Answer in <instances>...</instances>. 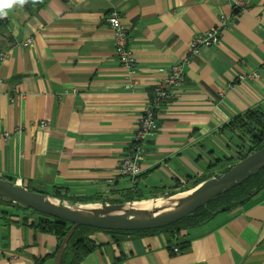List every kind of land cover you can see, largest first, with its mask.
Returning a JSON list of instances; mask_svg holds the SVG:
<instances>
[{"label":"crops","instance_id":"obj_1","mask_svg":"<svg viewBox=\"0 0 264 264\" xmlns=\"http://www.w3.org/2000/svg\"><path fill=\"white\" fill-rule=\"evenodd\" d=\"M34 4L1 18L0 176L18 186L105 204L127 193L169 196L230 166L215 155L234 148L220 134L225 125L254 109L264 116V0ZM112 11L135 58L131 83L114 55L105 20ZM213 29L219 42L190 54V39ZM184 59L183 86L158 107L159 129L142 141L141 175L118 178L149 91ZM7 207H0V264H53L55 237L33 227L37 216ZM218 216L172 239L84 231L94 249L76 264H264V185Z\"/></svg>","mask_w":264,"mask_h":264},{"label":"water","instance_id":"obj_2","mask_svg":"<svg viewBox=\"0 0 264 264\" xmlns=\"http://www.w3.org/2000/svg\"><path fill=\"white\" fill-rule=\"evenodd\" d=\"M264 169V146L235 162L228 170L214 173L201 182L178 193L119 203H72L61 197L29 190L0 176V202L12 208L32 211L69 226L54 256L53 264H61L66 246L80 227L99 231L137 232L168 227L207 206L220 194L241 185ZM264 185V184H263ZM256 190L235 202L237 207L253 198ZM213 214L214 215H217Z\"/></svg>","mask_w":264,"mask_h":264},{"label":"trees","instance_id":"obj_3","mask_svg":"<svg viewBox=\"0 0 264 264\" xmlns=\"http://www.w3.org/2000/svg\"><path fill=\"white\" fill-rule=\"evenodd\" d=\"M31 6L39 8V6H36V4L32 2V0H29L28 3H26L23 7L27 11H30ZM4 24L5 22L0 18V34L2 29L4 28ZM220 131H221L220 134L224 135L229 145L236 149L235 150L236 155L234 159L233 157H229V158H225L224 160L227 162L232 161L231 165L245 158L251 152L264 146V116L256 109L247 111L241 117L233 119L227 125H225ZM236 140L238 141V143L234 142ZM229 167H227L224 171L228 170ZM203 179L205 178H201L200 180L195 181L194 185L201 182ZM263 184H264V169H262L256 176L250 177L248 180L244 181L241 185L236 186L235 188H233L232 190L226 193L220 194L211 202H209L206 207L198 209L191 216L184 218L168 227L157 230H147V231H137V232H123V231H100V232L108 234L114 238H119L121 236L124 237L130 236L133 234L150 235L156 233H163L166 234L170 239H172V235H174L179 230L193 228L200 224L209 222L211 219H213V217L216 216V215L213 216V214L216 213L219 214L225 212L229 213L234 209L241 207V205L237 207H231L230 204L232 202L244 198L248 194V192H250L252 189L258 191L263 186ZM61 192L62 191L60 190L53 191L51 195L58 196ZM61 198L72 203L91 202V200L88 199L84 200L81 198H72L70 196H64ZM122 199L123 200L120 201L119 200L111 201L110 203H119L123 201L140 199V196L127 193L126 195L122 196ZM22 211H27V210H22ZM28 212L33 213L34 216H37L38 218L36 220H33V227L44 234L53 235L59 245L61 240L65 236L66 232L69 230V226L60 221H54L44 215H40L32 211H28ZM4 216L6 215L0 213V218H3ZM25 221H27V219H25ZM84 231L97 232L99 230L90 229L86 227L78 228L73 233L71 239L69 240L66 246L61 264H76L79 260L80 255L85 256L93 251L94 245L90 243V241H88L85 237H83ZM70 253H71V258L68 259V255ZM54 256L55 254L52 257L54 258ZM32 264H47V258H33Z\"/></svg>","mask_w":264,"mask_h":264},{"label":"built area","instance_id":"obj_4","mask_svg":"<svg viewBox=\"0 0 264 264\" xmlns=\"http://www.w3.org/2000/svg\"><path fill=\"white\" fill-rule=\"evenodd\" d=\"M16 6L14 8H17ZM236 8H243L240 4H235ZM106 23L111 29L112 38L114 42V55L121 69L125 72L129 83L133 82V77L136 74L135 58L128 47V33L122 27L119 21V14L115 11L110 12L105 18ZM227 19L223 18V21L219 22L220 26L227 25ZM220 40L219 30L213 29L204 32L200 35L191 38L189 41V51L192 55H197L202 47H211L216 45ZM30 40L26 41V44H30ZM187 65V60H181L170 67L165 78L161 80L152 88L148 93V101L143 108V111L139 117L137 126L133 134L132 142L126 149L124 156L122 157L118 170V178L135 179L141 175L142 163L144 160V147L142 141L144 138L156 132L159 129V125L156 119V112L158 107L169 98L174 92L179 90L184 83V67ZM251 78V76H247ZM41 129L46 127L45 122H41ZM18 184V182H17ZM173 253H177L178 249L173 248Z\"/></svg>","mask_w":264,"mask_h":264},{"label":"clouds","instance_id":"obj_5","mask_svg":"<svg viewBox=\"0 0 264 264\" xmlns=\"http://www.w3.org/2000/svg\"><path fill=\"white\" fill-rule=\"evenodd\" d=\"M32 2L36 3L37 0H32ZM26 3H28V0H0V18L6 17L8 11L14 7L19 6L22 8Z\"/></svg>","mask_w":264,"mask_h":264},{"label":"rangeland","instance_id":"obj_6","mask_svg":"<svg viewBox=\"0 0 264 264\" xmlns=\"http://www.w3.org/2000/svg\"><path fill=\"white\" fill-rule=\"evenodd\" d=\"M235 143H238V141L236 140V141H234ZM236 149L235 148H233V150H232V153L231 154H227L226 155V153H225V155H226V157H224V156H222V154L221 153H219L218 151L217 152H215V155H217L218 156V154L220 155L219 157V159H225V158H229V157H233V159H234V157H235V155H236V151H235ZM218 162V161H217ZM227 162V161H226ZM231 164H232V162H231ZM230 164V165H231ZM7 206H9V205H7V204H2V203H0V207L3 209V211L4 212H6L7 213V210L8 211H10L11 212V209H9ZM31 216H34V214L33 213H31V212H28ZM35 217V216H34ZM218 218H219V216L217 215V217H216V219L215 220H218ZM4 219H6V217H3V219H1L2 220V223H4L5 222V220Z\"/></svg>","mask_w":264,"mask_h":264}]
</instances>
